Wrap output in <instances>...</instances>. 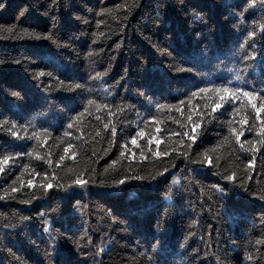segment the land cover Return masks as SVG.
<instances>
[{
	"label": "trees",
	"instance_id": "16d2710c",
	"mask_svg": "<svg viewBox=\"0 0 264 264\" xmlns=\"http://www.w3.org/2000/svg\"><path fill=\"white\" fill-rule=\"evenodd\" d=\"M0 2V264H264V8Z\"/></svg>",
	"mask_w": 264,
	"mask_h": 264
},
{
	"label": "snow or ice",
	"instance_id": "6c2138e0",
	"mask_svg": "<svg viewBox=\"0 0 264 264\" xmlns=\"http://www.w3.org/2000/svg\"><path fill=\"white\" fill-rule=\"evenodd\" d=\"M56 2V0H53V3H55ZM137 6H139L138 4H137ZM257 6H259V7H261V8H264V0H246V7L244 8V11H248L249 9H251V8H254V7H257ZM4 7V4L2 3V2H0V8H3ZM26 11V10H25ZM45 14H47V13H45ZM20 15L21 16H23L24 15V12L22 11L21 13H20ZM200 17L198 16L197 17V19H199ZM77 19H80V17H77ZM85 23H86V21H85ZM260 29H261V31L262 32H264V24H261L260 25ZM7 31H9V32H11L12 31V29L11 28H9V29H7ZM25 34H29V33H27V30H25ZM255 34V31H253V32H250L249 33V36H253ZM200 35L201 34H197V39H199L200 38ZM40 38H43V39H45V40H52V37L51 36H43V37H37V39H40ZM52 43H56V40H52ZM93 43H95V41H93ZM162 53H163V49H161L160 50ZM89 56H91L92 54L91 53H89L88 54ZM250 59H252V60H255V57L254 56H252V57H250ZM14 63H17V64H19L20 63V61L19 60H16V61H13ZM6 62L4 61V60H0V66H2V65H4ZM181 71H187V72H191V71H193V69L192 68H187V69H181ZM107 73L105 72V73H97V77H100V76H102V75H106ZM40 75H44V73H41ZM75 87L76 88H81V85L80 84H76L75 85ZM69 91H71V88H69ZM200 91L201 92H206V91H209V89H206V88H204V89H200ZM212 91H214V92H217V93H223L221 96H220V99H221V101H223L224 99H225V97L226 96H239V95H242V96H244V97H251V98H255L256 96H257V93L255 92V91H242L240 88H233V89H228V88H216V89H212ZM10 95H12L13 97H17V98H19V93H17V92H11L10 93ZM89 103L91 104L92 103V101H89ZM220 107H222V105L220 104V103H217V104H215L214 105V107H213V111H215L217 108H220ZM253 108L255 109L256 108V106L255 105H253ZM262 108H264V105H262ZM259 112H260V110L258 109L257 111H256V115H257V117H259ZM6 123V122H5ZM16 127V125L15 124H13L12 126H11V128L9 129V131L11 132V134L13 135V136H18V133H16V132H14V131H12V129H14ZM69 127H71V125H69ZM113 131H115V130H113ZM193 131H194V129H193ZM232 131L233 132H235V129H232ZM184 135H188L187 133H184ZM192 138V140L193 141H195V136H192L191 137ZM236 139H237V141H239V135H237L236 136ZM131 143L132 144H136V140L135 139H133L132 141H131ZM241 148H243V144H241ZM67 150L68 149H65V152H67ZM185 155H187V154H185ZM39 158V157H38ZM10 158H8V157H5V158H3V159H0V172H2L4 169H3V165L4 164H6V163H8V160H9ZM61 159H63V157L61 158ZM205 159H207V157H205ZM194 163H196V162H203V161H193ZM234 177H235V173H233V174H231V175H226L225 176V179H227V180H234ZM140 179H142V178H140ZM125 183V181L124 180H120L119 181V184H124ZM29 184H31V181H29ZM74 184L76 185V186H78V187H84L85 186V184H86V181H83V180H81V179H76L75 181H74ZM45 189H49V188H51L52 187V185L51 184H46V185H44L43 186ZM240 187H243V185L241 184L240 185ZM246 191H247V189H245ZM12 191H16V189L15 188H13L12 189ZM221 191H223V189H221ZM0 198H2V197H0ZM262 199H264V197H262ZM41 215V217H43L44 216V213H41L40 214ZM42 223L45 225L44 227H43V231L45 232V233H50V227L49 226H47L48 225V221L47 220H43L42 221ZM54 240H55V238H53ZM69 239H71V237H69ZM73 243H74V245L76 246V248H80L81 246H80V244H79V241H76V240H73ZM90 243V242H89ZM53 252H56V249H57V245L56 244H53ZM11 251V250H10ZM101 251H103L102 249H101ZM59 253H57V255H58ZM13 255H15L14 253H13ZM51 258V257H50ZM17 259H19V257H17ZM56 264H64V262L63 261H60V260H57L56 261Z\"/></svg>",
	"mask_w": 264,
	"mask_h": 264
}]
</instances>
